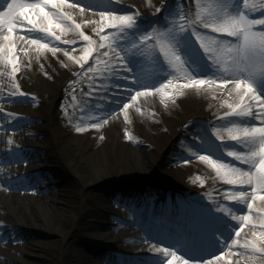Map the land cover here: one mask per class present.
I'll use <instances>...</instances> for the list:
<instances>
[{"label": "bare ground", "instance_id": "1", "mask_svg": "<svg viewBox=\"0 0 264 264\" xmlns=\"http://www.w3.org/2000/svg\"><path fill=\"white\" fill-rule=\"evenodd\" d=\"M168 1L159 13L156 12V9L161 8L162 4L156 0H113L110 8L94 7L86 9L84 13H80L78 8L73 9L66 6L65 11H68L75 22L81 25L80 31L89 36L94 42L92 55L87 61L77 63L76 60L82 56V49L85 46L79 33L76 31L62 33L59 29H56L60 41H49L47 38L42 40L43 43L53 44V46L49 45V48L59 47L62 49L55 56L50 51L44 50L37 57L34 51L35 46L29 47L27 57L21 55L19 61L20 71L15 74L14 79L22 82L20 84L22 86L13 89L12 92L17 90L23 92L26 98L15 99L9 95H4L5 98H10L16 102L15 107L17 108L30 104L40 106L41 111L36 112V116H28V118L38 122L42 121L43 124L40 125L41 128H36V126L26 123L20 129L23 137L22 147L18 151L19 154H11L10 150L13 146L10 144L0 143V176L4 169L1 162L10 163L20 158L29 163L27 171L30 175H35L37 166L44 164L43 171L51 175H49L50 185L54 187H59L60 183H64L62 186L68 187L73 182L77 189L79 184L82 187L92 186L105 176H122L124 178H135L139 181V190L147 191L149 198L147 199L146 196L137 197L134 193V196L128 199V211L118 209L114 210V214H110L107 207L110 205V198H115V195H106L107 193L99 191L97 193L92 192L80 201L82 204L86 202V209L77 213L74 208L72 214H70L66 207L67 194L56 193L53 197H48L44 192L45 187L42 186V183L38 184L32 180L24 185H13L9 191L0 187V210L5 214V217L0 216V226H4L0 230V246H9L20 255H31L34 250L39 252H45L46 250L47 255L38 264H50L52 262L48 245L34 249L33 245L35 244L33 242L37 239V236L48 243L55 235H66V248L70 252L66 257L64 248L62 264H97L94 263V256L88 254L82 244L87 248L97 249V243L104 242V239H108L107 242L112 239L115 249H126L130 245L136 244L140 254H147L145 251L150 247L148 239H155L157 248L167 247L165 244H172L175 240H179L181 232L188 233L202 226V223H194L189 216L177 215V220L174 219L173 221L178 222V226L171 220L165 223L170 228L171 236H166L165 233L163 234L151 226H148V233H145L144 237L132 233V227L134 226H138L142 230L146 229V224L141 222L142 216L146 213L145 209L153 206L156 213L163 214V209L168 200L162 199L163 197L153 200L150 198L158 191L156 186H159V181L152 180L151 177L154 175L153 170L158 155L163 153L167 148V144L177 139L181 140L182 145L186 144V146L182 147L183 149L181 148L180 152L164 163L162 174L158 173L157 179H161V182L164 183L163 171H169V167L171 168L169 172L179 178L192 174L194 165H198L202 176L209 181V185L202 189L190 191L188 197L183 195L187 193V190L179 187L168 195L173 198H176V195L177 197L181 195L182 200H189L196 204L201 211L199 217L205 222L203 224H206L211 217L222 215L225 218L228 217L231 224L236 223L231 220L230 216L217 212V207L223 205L222 203L226 201V198L223 197L226 189L220 184L217 187H210L212 181H216L214 178L215 172L207 161L199 159L193 148L190 147L191 145H189L193 142L190 139L193 134L199 132L205 125L223 124L224 121L220 118L224 116L225 112L231 111L227 104H225V111H218L215 108L209 112H202L201 108L205 107L203 102L205 95L208 94L207 89L209 86L181 88L180 85L190 81L184 78L183 72L174 69L172 75L163 76V80L159 82L156 78V75H162L159 65H167V63L162 60L153 62L149 58H147L145 71L150 73L145 77L153 78L156 88H159L161 83H166L168 79L173 80L175 87L167 90L169 93L167 96L154 89L149 90L148 95L137 97L136 101L133 102L130 96L134 95L132 89L135 86L131 83V80L125 81L120 79L119 76H110L104 67L105 61H108L109 67L116 62L103 56L104 52L109 51L108 45L111 43V39L103 42L104 47H99L102 43L101 36L112 31L105 29L104 32H99L100 25L98 22L101 20L100 13L103 12L100 10L108 9L117 15H125L128 13L127 8L128 10L133 8V11H131L133 13L139 12L142 23L155 21V23H152L153 26L161 20L162 16L167 14L165 11L166 6L170 8L178 6L179 9L182 7L181 3L178 2L179 0H177L176 5H169L170 0ZM238 1L240 2V0ZM27 2H33V0H27ZM68 2L69 4H75L76 0H68ZM2 3L3 0H0V4ZM183 7L186 8L184 11H191L190 1L183 0ZM45 11H48V9H45ZM93 21L97 23H90ZM93 28L97 30L93 31ZM15 34L20 35L21 33L17 32ZM33 38L39 39L41 37L36 34L33 35ZM64 40H74L77 43L75 45H65L61 43ZM17 48H19V44ZM64 51L69 52L70 56H65ZM97 54H99V61L95 59ZM111 55L112 53L109 52V56ZM136 59L139 62L134 69L142 66L144 57H137ZM89 68L92 71H89ZM9 71V66L0 63V80L4 83L10 81L7 75ZM210 76L203 75L196 78L208 79ZM2 86L0 84V90ZM228 88H231V85H228ZM143 91L145 90H141V92ZM218 91L220 96L232 97L234 101L232 104L240 102L235 94L228 96L226 90L218 89ZM245 100L247 101V97H245ZM122 104L131 105L128 108L127 118H125V114H121ZM253 111H256L255 106H253ZM194 118L201 119L205 125L196 127L191 122ZM94 123H100L101 127H92ZM77 127H83L85 131L81 138L73 142L70 140V136L73 135L74 129H77ZM213 130H216V128H213ZM49 135L56 142L55 147L58 150V156L53 154V150L46 143ZM225 135L226 137L223 136V138L227 139L221 143L226 146L227 150H235V148L227 146L229 145V138L228 134ZM182 138L190 140L186 141ZM35 139L38 142L34 141ZM219 153H221V150ZM99 164H101V168H99ZM244 169L247 170L248 166L244 165ZM155 172L157 173V171ZM29 188H34L35 191L32 198H28L30 193L26 190ZM78 197L79 195L75 193V198L78 199ZM262 206L264 204L259 200L254 204V208ZM225 207L231 208L236 215L247 214L246 206L243 204L230 201V205H225ZM169 211L172 213L174 208L172 207ZM93 214L98 217L95 221L89 219V216ZM252 215V223L244 228L241 237L251 238L253 236V232L257 227L256 223L260 221V216L255 212ZM111 216H114V219ZM7 223L18 225L23 229L22 234L17 238L27 243L28 246L25 250L18 251L15 249L16 243L13 242H16V235L9 231ZM126 225H128L127 232L118 234L117 231ZM253 225H256V227ZM31 226H33L36 233L34 231L28 232L27 229L25 231L26 227L32 228ZM92 230L98 231L95 242L85 241V236ZM228 242L231 243V240ZM72 248H74L73 251H71ZM233 250L238 251V249ZM182 251L189 257L193 255L187 249L182 248ZM210 253L219 254V250L212 248L196 255L211 259L212 255ZM177 255L183 256L178 251ZM244 255L247 256L246 253ZM159 256L162 257V253ZM233 258L236 261H244L240 256H234ZM185 259L187 258L185 257ZM5 261L14 264H28L19 257L0 253V264H7ZM177 264H182V262L178 261ZM190 264H194V262H190ZM200 264H204V262L201 261Z\"/></svg>", "mask_w": 264, "mask_h": 264}, {"label": "snow or ice", "instance_id": "2", "mask_svg": "<svg viewBox=\"0 0 264 264\" xmlns=\"http://www.w3.org/2000/svg\"><path fill=\"white\" fill-rule=\"evenodd\" d=\"M112 3L113 0H107L106 3L105 0H87V3L86 0H76L75 4H69L68 0H3L0 4V63L10 67L7 75L12 87L18 89L14 77L20 71L21 55L27 57L29 47L35 46L37 57L44 50L50 51L53 56L62 50L59 47L49 48L48 43L42 42L45 38L49 41H60L56 29L62 33H79L85 46L82 56L76 62L87 61L93 53L94 42L80 31L81 25L65 11V7L78 8L80 13H84L86 9L94 7L110 8ZM196 3L200 10L195 15H185L178 6H166L167 15L160 18L163 21L160 28L152 26L155 21L142 23L138 11L125 15H117L112 11L101 12L99 32H104L105 29L112 31L101 36L102 43L99 47H104L103 42L111 39L109 51L104 52L103 56L116 63L109 67L108 61H105L106 72L125 81L131 80L135 88L145 90L141 92L133 88L134 95L130 96L133 102L137 97L148 95L149 90L154 89L167 96V90L175 87L173 80L168 79L156 88L153 78L145 77L142 71H134L138 63L137 57H146L156 62L158 54L163 56L169 67L183 72L184 78L190 81L180 85L181 88L215 86L226 90L228 96L235 94L239 98L240 102L236 104L224 101L231 111L225 112L220 119L225 122L229 138L227 146L240 149L226 151V156L247 165L248 169L224 163L223 154L217 159L212 156H200V159L207 161L215 169L217 176L232 186V190L225 192V198L245 205L247 214L236 215L231 208L219 205L217 212L230 216L231 220L236 222L234 225L223 215L211 217L206 224L189 231L172 247L155 250L163 254L160 264H177L178 261L182 264H200L201 261L204 264H216L222 260L233 264L234 256L242 257L245 264H253L257 257L264 258V206L254 208L257 200L264 204V18H252L248 12L258 11L264 16V0H240L239 6L237 0H212V3L206 6H202L200 0H196ZM170 4L176 5L177 0H170ZM156 12H161V9L157 8ZM201 28L208 31H200ZM96 30L93 28V31ZM17 32L21 34L16 35ZM36 34L41 38H33ZM222 37L235 39L233 41ZM61 43L75 45L77 41L64 40ZM109 52L112 53L111 56ZM225 52L230 54L227 58L223 56ZM64 55L70 56L67 51H64ZM95 59L99 61V54ZM213 66L216 71L208 79L196 78L206 75ZM88 70L92 71L91 68ZM162 75L169 76L172 73L162 69ZM228 85H231V88H228ZM9 96L15 99L26 98L25 94L18 90L11 92ZM253 106L256 111H253ZM121 107L127 118L131 105L122 104ZM92 127L100 128L101 124L94 123ZM76 130L85 131L83 127H77ZM200 134L206 136L207 132ZM215 135L223 141L219 128L216 129ZM8 142L11 143L10 140ZM212 146L210 140L201 144L205 149ZM216 147L223 153L226 146L222 144ZM253 212L261 217V230L258 233L253 232V239L241 237L244 228L252 223ZM233 236L235 238H232ZM176 248H185L193 255L185 259L184 256L177 255ZM212 248L220 253H210L213 259L196 255ZM224 249H227V252ZM245 253L249 255L245 256ZM235 264H240V260Z\"/></svg>", "mask_w": 264, "mask_h": 264}, {"label": "rangeland", "instance_id": "3", "mask_svg": "<svg viewBox=\"0 0 264 264\" xmlns=\"http://www.w3.org/2000/svg\"><path fill=\"white\" fill-rule=\"evenodd\" d=\"M106 1V0H105ZM158 3L161 2V8L162 9L165 5H167V3L169 2L168 0H156ZM192 3V10L191 13L192 15H195V13L197 11H199L200 9L197 7V3L196 0H190ZM156 2V3H157ZM179 3H181L180 5H182V7L180 8V10H182L184 12L185 7H183V2L181 0L178 1ZM200 3L202 6H206L210 3H212V0H200ZM237 4L238 6L240 5V2L237 0ZM170 5V3H169ZM179 5V4H178ZM133 8H127L126 11H128L127 14L129 13H133ZM101 11H109L108 9H101ZM259 12H248V15L252 18H264V16H261V14H258ZM167 15V14H166ZM165 15V16H166ZM163 21L160 20V24H159V28L160 26H162ZM155 27V25L153 26ZM200 31H208V30H204V29H199ZM223 39H227V40H233L235 38L232 37H222ZM48 43V42H47ZM49 45L53 46L52 43H49ZM79 55V53H77ZM230 54L228 53H223V56L225 58H227ZM101 61V60H100ZM103 62V61H102ZM147 63V62H146ZM146 63L143 64V66L141 67V71L143 73L145 72V66ZM215 66H213L214 68ZM140 70V69H138ZM164 70V68H163ZM167 72H170L169 68L167 69ZM148 74V73H147ZM149 75V74H148ZM16 85L22 86L20 84H22V82L15 80ZM0 84L3 85L0 90V143L1 142H5L10 144L11 146V154H15L18 153L19 149L22 147V137L23 134L20 131V129L26 124L29 123L30 125H33L34 127L36 126V128H41L40 125L43 124L42 121H36L32 118H28V116H36V112L41 111L40 106L38 105H34V104H30L27 106H23L20 108L15 107L16 106V102L12 101L10 98H5L4 95H9L12 90L14 89L12 87V82L11 80L9 82L4 83L2 80H0ZM206 88V87H204ZM208 94L207 96L205 95V99H204V106L202 107L201 110L202 112H209L215 108L218 109V111H225L226 110V106L224 101L227 100L230 103H233V98L232 97H227V96H220L218 88H215V86H213L212 88L208 87ZM138 91V90H137ZM202 91V90H201ZM15 112H12V111ZM124 111H121V113ZM193 124H195L196 127H200L203 124L201 119H192L191 121ZM4 123V124H3ZM49 130L50 127L48 126ZM213 128L216 129H220V135L223 137L227 134L226 128H225V123L223 122V124H208L205 125L201 130H199V132H196L195 134H193L192 138H190L193 142H191L190 147L193 148V150L195 151L196 155L199 157L200 156H212L213 159H217L220 157L221 154L216 152V149L218 147V143H216V135L215 132L216 130H213ZM74 133L73 135L70 136V140L73 142H76L79 138H81L84 134L83 132H78L76 129H74ZM203 131L207 132V135H201L200 133ZM47 144L50 146V148L53 150V154L55 156H58V150L55 147V140L53 139L52 136H48L47 137ZM176 139V138H175ZM187 140H190L188 138H182ZM11 141V143H9L8 141ZM211 141L212 143V147H208V148H202L201 144L206 142V141ZM34 141L38 142L37 139H35ZM220 141V140H219ZM220 144H222L220 142ZM186 144L182 145L181 140H174L171 143L167 144V148L163 151V153L158 155V159L156 160V164L153 170V176L151 177L152 180H156L159 181V186H156L158 188V191L152 195V197H150L152 200L154 199L153 196L155 198H160L161 196H166V194H170L173 193L174 189H176L177 187L179 188H183L185 190H187L186 194H183L184 196H189V192L195 189H202L205 188L209 185V181H207L203 176L202 173L200 172V169L198 167V165H194V169H193V173L188 175V176H181V177H176L172 174V172H169L171 170V168L167 167L169 171H163V179H164V183L161 182V179L158 180L157 179V174L160 173L162 174V167L164 166L165 162H168L169 158H172L173 155L177 154L178 152H180L181 148L185 147ZM182 148V149H183ZM204 149V150H203ZM228 150H225V152ZM224 152V153H225ZM19 154V153H18ZM195 159V157H193ZM223 162L224 163H231L234 164L238 167H241V162L239 161H234V160H227L225 158H223ZM1 165L4 166L3 169V173L0 176V186L1 188H6L8 190H11L10 187H12L13 185H24L30 181H36L38 184L42 183V186L45 187L44 192L46 193V195L48 197H53L56 193H65L67 194V211L68 213L72 214L73 209L75 208L77 213H80V211H83L84 209H86L87 205L86 202L85 203H80L81 200L85 199V197L88 194H92L93 193H97L99 192H103V193H107L106 195H110L113 194L115 195V198H110L111 202L110 205L107 207L109 209V213L110 214H114V210H124V211H128V199L135 195L138 196H146V198L148 199L149 197V193L147 191H140L139 190V181H137L135 178H124L122 176H113V177H103L101 178L100 181H98L96 184L92 185V186H85L82 187L80 184L78 185L77 189L75 188V183H71L68 185V187L66 186H62V184L64 183H60L59 187H54L53 185H50V180L49 177L51 176L50 174H48L47 172L43 171L44 167L42 164L41 166H37V168L35 169L36 174L35 175H30V173L27 171L29 163L24 162V160L17 158L15 161L10 162V163H5V162H1ZM99 168H101V164L98 165ZM212 170L215 172L214 174V178L216 179V181H212L211 186L210 187H217L219 184H223L224 186H226L227 190H230L228 188L229 185H227L219 176H217L216 171L213 167H211ZM164 169V168H163ZM157 171V173L155 172ZM94 172V171H93ZM171 174V175H170ZM50 175V176H49ZM34 176V177H33ZM220 180V181H219ZM64 181V180H62ZM219 181V182H218ZM52 182V181H51ZM209 187V188H210ZM131 188H133L134 190H132ZM57 189H61V190H57ZM68 190V192H66ZM27 192L30 193V195H28V198H32L33 195L35 194L34 188H29L28 190H26ZM74 192V193H73ZM75 193H77L79 195L78 199L75 198ZM178 193V192H177ZM60 195V194H59ZM187 196V197H188ZM225 197V196H224ZM177 198V199H176ZM176 198H173L171 196V198L169 199V202L166 204V206H171L172 204L177 205V204H182L185 205L186 207H191L192 205L196 206L195 204H192L193 202L191 201H186L184 202V200H182V196L179 195ZM176 199V201H175ZM107 209V210H108ZM168 209V208H167ZM191 214V213H188ZM74 215V214H73ZM0 216H4L5 214L3 213V211L0 210ZM114 219V216H111ZM150 218H153V216H150ZM89 219L91 221H95L98 219V217H96L94 214L89 216ZM154 219V218H153ZM146 221V225H151L152 227H154L152 224L151 220H145ZM94 223V222H93ZM7 227L9 229V231L11 233H13L14 235H16L15 239L16 243L15 245V249H17L18 251H23L27 248V243L21 240H18L17 236H20L23 232V229L15 224L12 223H7ZM32 228H25V231L27 229L28 232H33L34 228L33 226H31ZM72 227V226H71ZM4 228V226H0V230H2ZM110 229V228H109ZM111 230V229H110ZM261 229H255L254 232L258 233ZM35 232V231H34ZM127 232V226L122 227L121 229H119L117 231L118 234L120 233H126ZM36 233V232H35ZM98 234V231L92 230L88 233L87 236H85V241H90V242H95L96 236ZM133 234L136 236H142L143 233L141 232L140 227L138 226H134L133 228ZM184 237H182L181 239H183ZM250 238V237H249ZM254 237L252 236L250 239H253ZM257 240L259 239L258 237H255ZM114 239V238H113ZM180 239V240H181ZM66 240L67 237L66 235H55L51 238V240L48 243H45L40 237L37 236V239L33 242V248L34 249H38L39 246L42 248V246L44 245H48L49 247V253H50V257H51V262L50 264H62L63 263V259H62V254H63V250L65 248V256L68 257V253L70 252V250H68L66 248ZM108 239H104V242L101 243H97V249H93V248H87L84 244H82V247L85 248V251L88 254H91L92 256H94L95 261L94 263L97 264H156L159 263L160 264V260L163 257L159 256L160 253L156 252L155 249H157L156 245L152 243V240H149V244L151 245L147 251H145L147 254H140L138 252V249L134 246V245H130L129 247H127L125 250L124 249H115L113 247V243L114 241L111 239L110 241L107 242ZM106 241V242H105ZM156 242V240H155ZM177 243V241L175 242V244ZM172 247V244H168V247ZM74 248L71 249V251H73ZM178 248H176L177 251ZM225 252H227V249L225 250ZM0 253H4L6 255H10V256H15V257H19L21 260L28 262V264H38L41 263V259L47 255V251L45 250V252H39L37 250H34L32 252L31 255H20L19 253H17L14 249L10 248L9 246H0ZM246 255H249L248 253H246ZM232 261L233 264H235L236 260L232 257ZM7 264H14L13 262H8L5 261ZM216 264H228L227 260H222L217 262ZM240 264H245V261H240ZM253 264H264V258L261 257H257L256 261L253 262Z\"/></svg>", "mask_w": 264, "mask_h": 264}]
</instances>
